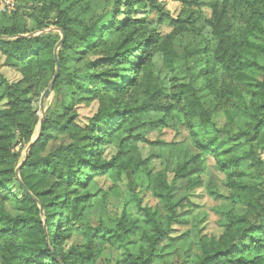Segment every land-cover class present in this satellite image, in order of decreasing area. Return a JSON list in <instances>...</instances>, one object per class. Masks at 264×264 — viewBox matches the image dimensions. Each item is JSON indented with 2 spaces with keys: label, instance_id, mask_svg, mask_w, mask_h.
<instances>
[{
  "label": "trees",
  "instance_id": "1",
  "mask_svg": "<svg viewBox=\"0 0 264 264\" xmlns=\"http://www.w3.org/2000/svg\"><path fill=\"white\" fill-rule=\"evenodd\" d=\"M140 1L105 0L106 3L111 2L110 10L98 14L95 7H92L90 2L85 3L84 0H80L81 3L77 0H70L68 3L66 0H44L41 8H46L47 14L53 13L52 19L45 21L46 25L54 24L64 36L57 50L60 68L52 89L57 90L65 77L63 68L66 59L61 49L75 44L82 51L75 53L74 58L87 56V66H90L87 70L98 64L104 67L92 72L87 71L86 80L89 85L82 87L86 95L79 98L96 100L99 107L89 118L86 126L90 137L87 144L79 142L82 140L79 134L80 138L77 142L56 151L45 163L27 159L20 166L21 180L15 178L9 150L4 142H0V264H98L99 253L108 239L98 231L85 232L86 236H84L81 230L80 233L85 241L66 249L65 241L69 233L67 234L63 229L61 215L54 219V229L49 236L42 225L32 194L37 197L41 183L49 174L57 175V178L61 179L62 188H66L65 185L72 182L80 183V174L85 170L101 173L115 165V160L116 165L123 169L138 165L139 160H133L131 157L124 160L120 156L127 151L125 140L129 136L145 143H160V141H149L141 134L126 136L127 120L133 118L140 107H132L123 100L128 90L134 88L139 79L142 81L146 79L154 65L151 56H154L155 39L152 38L151 33L134 24L129 17L132 8ZM146 1L157 8L156 0ZM209 5L211 18L207 23L211 28L212 37L205 47L207 55L201 57L197 63L198 73L193 80H183L181 72H178L180 59L177 55H173V58L177 59H172L176 61L172 65L176 70L174 92L168 93V88L158 71L156 83L151 88L150 94L153 96L154 93V97L160 96L165 100V105L163 104L165 119L158 122L168 125L170 121L177 120L178 123L184 124L189 129L198 150L195 159L201 160L203 156H212L218 168L226 176V184L230 189L229 198L233 203L243 206L240 214L234 211L223 213L221 217L223 231L218 237L198 235L195 240V255L187 262H190L189 264H264V179L256 182L235 176V170L238 168L239 170L252 168L256 171V176L262 175L264 178V160L260 159L254 150L257 145L264 144V0H211ZM119 8L124 9L126 21L118 43L111 48V51L90 59L88 54L98 53L101 41L108 31V25L113 22V18L109 16L110 12ZM178 22H184V19ZM0 36H2L0 51L5 56V60L19 69L22 75L21 80L14 84H9L0 76V96L9 99L8 105L0 108V132L6 137V133L21 128L30 111L28 100L23 97L27 91L21 84L30 86L34 77L30 75V69L36 70V78L44 68L52 71L56 61L51 50L58 41L50 34L33 35L15 28L0 31ZM160 51L158 47L156 53L159 54ZM135 53H138L136 60L132 59V71H135V76L117 75L115 80L110 79L109 66L123 64L122 66L126 67L128 57ZM187 68L191 69V67ZM244 69L250 73L253 96L250 106H246L241 99H236L233 94H226L225 83H219L217 79L220 71L231 75L242 74ZM198 79L200 86L197 89ZM230 102L240 105L243 114L247 117L249 125L243 132L232 134L227 129L216 127L211 121L213 113L223 111ZM65 111L68 117L66 121H61L63 123L59 122L60 127L72 131L71 124L76 113L72 110V106L65 107ZM56 112L57 106L49 109L45 120L59 121ZM42 129H45V125L42 128L41 123V132L30 150L40 139ZM72 133L77 134L76 131ZM240 137L242 139L237 141ZM102 142H115L119 147L109 161L100 159L95 152L96 144ZM238 145L244 148L241 154L235 151ZM223 154L228 156L223 158ZM187 164L188 162H185L178 167L171 184L166 183L164 172L155 174L152 190L164 204L166 218H162L149 208L140 207L146 224L145 246L137 251L126 248L123 258L117 264H160L166 256L162 251L165 242L181 240L180 237H170L168 229L179 217L177 208L185 206L183 202L185 197L178 193L174 185L175 179H184L190 174V172L186 173ZM12 181H15L23 192L22 197L14 198L17 207L20 210L33 207L35 213L22 212L13 215L5 210L4 200L9 197L8 186H11ZM188 181L189 187L199 184L198 179ZM206 189L210 195L216 198L219 196L209 182L206 184ZM50 202L49 206H59L55 214L68 209L64 201H55L54 197Z\"/></svg>",
  "mask_w": 264,
  "mask_h": 264
},
{
  "label": "rangeland",
  "instance_id": "2",
  "mask_svg": "<svg viewBox=\"0 0 264 264\" xmlns=\"http://www.w3.org/2000/svg\"><path fill=\"white\" fill-rule=\"evenodd\" d=\"M69 1L66 0L67 3ZM84 1L85 3L86 1L90 2L98 14L110 10L111 2L106 3L105 0ZM199 1V3L191 1L186 3L185 0H156L158 6L155 8L148 1L141 0L130 11L129 17L134 24L152 34V38L155 39V47L153 48L154 56H151L154 63L151 73L143 81L139 79L135 87L128 90L123 100L132 107H140L139 112L127 120L129 131L127 130L126 136L141 134L149 141H160V143H145L129 136L125 140L127 151L121 153L120 156L124 160L128 157L139 160L138 165L127 166L123 169L116 165L115 160V165L101 173L85 170L80 174V183L72 182L65 185L66 188H62L61 179L57 178V175L49 174L41 183L42 186L38 190L37 197L31 193L36 202L42 225L49 236L54 229V219L61 215L63 229L67 231V234L69 233V237L65 241L66 249L85 241L80 233L81 230L84 236L86 233L98 231L108 239V242L101 248L97 259L98 264H117L123 258L126 248L137 251L145 246L146 224L140 207L149 208L162 218H166L167 212L164 204L152 190L157 172H164L168 184L173 182L175 171L183 163L188 162L186 173L190 172L184 179H175L174 186L178 193L185 197L183 200L185 206L177 208L179 217L171 223L168 229L170 237H180L181 240L165 242L162 251L166 256L160 264H169L170 262L189 264L190 262L187 261L193 259L195 255V240L198 235L218 237L223 231L221 221L223 213L234 211L240 214L243 211L241 204L233 203L229 198L230 189L226 184V176L218 168L215 159L209 155L203 156L201 160L200 158L195 159L198 150L189 129L184 124L178 123L177 120L170 121L168 125L158 122L165 119L163 116L165 100L160 96L154 97V93L153 96L150 94L151 88L156 83L158 71L168 88V93L174 92L176 70L172 65L176 62L173 60L177 59L173 58V55H177L180 59L178 62H181V65L178 72H181L183 80H193L195 74L198 73L197 63L201 57L207 55L205 47L212 37L211 28L207 23L211 18L209 5L211 0ZM43 2L44 0H0V31L15 28L33 35L45 33L59 41L61 33L56 29V26L54 24L46 25L45 21L52 19L53 13L47 14L46 8H41ZM77 2L81 3L80 0ZM109 16L113 18V22L108 25V31L101 41L98 53L88 54L90 59H95L99 54L111 51V48L118 43L126 21L124 9L119 8L112 11ZM177 19H184V22H178ZM158 47L161 49L159 54L156 53ZM61 50L66 59L63 68L65 72L63 83L57 90L52 89L51 79L55 73V65L52 71L46 68L40 70L38 78L35 75L37 74L36 70L30 69V75H34V81L31 80L30 86L21 84L27 91L23 97L28 100L30 111H28L21 128L12 133H6V137L2 136V132H0V142H4L9 150L16 179L21 180L20 169L18 177H16V168L27 159L45 163L49 156L56 151L70 143L77 142L80 135L82 136L80 143L85 145L90 141L86 126L99 105L96 100L88 101L79 98L86 95L82 87L89 85L86 74L104 67L98 64V66L94 65L92 69L87 70L90 67L87 66V56L80 59L74 58L75 53L81 50L75 44ZM51 52L54 53V48ZM137 55L138 53H135L128 57L126 67L122 66L123 64L109 66L110 79L115 80L117 75L134 77L132 61L136 60ZM187 67H191V69ZM249 74V71L246 72L245 69L242 70V74L231 75L220 71L217 74V79L219 83H225L224 92L226 94L230 95L231 93L236 99L244 101L246 106H250L253 96ZM0 76L9 84L18 83L22 78L19 69L7 62L1 51ZM148 78L153 81H149ZM77 84L81 87L79 88ZM196 84L198 89L199 79ZM48 87L50 95L47 98H42L44 90ZM8 100L6 96L2 95L0 108L6 107ZM231 101H233L232 98ZM54 106H57L56 113L59 121L48 122L45 117L48 110ZM70 106L76 113L71 126L72 131H76L77 134L62 129L59 124L63 120L66 121L68 114L65 107ZM40 120L42 128L45 125V129H42L40 139L25 157L27 146L38 135L41 126ZM211 121L216 127L227 129L232 134L243 132L249 125L240 105L234 104V102L225 106L223 111L214 112ZM241 139L242 137L237 141ZM96 145L95 152L100 159L105 161H109L119 149L115 142H102ZM254 150L256 155L264 160V144L257 145ZM235 151L241 154L244 148L238 145ZM227 156L228 154L222 155L223 158ZM255 172L252 168L240 170L238 168L235 170V176L261 182L264 179L263 176H256ZM191 179H198L199 184L189 187L188 180ZM207 182L219 194L217 198L208 193ZM9 187V197L4 200L5 210L13 215L22 212L35 213L33 207L20 210L15 204L14 198L22 197L23 192L17 187L15 181H12ZM53 197L55 201H64V205L68 209L55 214L59 206H49Z\"/></svg>",
  "mask_w": 264,
  "mask_h": 264
},
{
  "label": "water",
  "instance_id": "3",
  "mask_svg": "<svg viewBox=\"0 0 264 264\" xmlns=\"http://www.w3.org/2000/svg\"><path fill=\"white\" fill-rule=\"evenodd\" d=\"M42 31H43V30H42ZM20 36H25V35H20ZM1 37H2V36H0V38H1ZM63 37H64V36H63V33L61 32V39L56 43V45H55V47H54V59H55V61H56V65H55V73H54V75H53V77H52V79H51V82H52V83H53L54 79L56 78V76H57V74H58V72H59V68H60V63H59V61H58V59H57V49L59 48L60 43H61ZM49 95H50V88L48 87V88H46V89L44 90V92H43V94H42V98H47ZM40 124H41V120H40ZM40 132H41V126L39 127L38 135L40 134ZM38 135H37V137H38ZM37 137H35V139H33V140L29 143V145L27 146V148H26V150H25V157L27 156V154H28L30 148H31L32 145L34 144V142H35V140H36ZM20 166H21V164L18 165V167L16 168V171H15L16 177H18V171H19V169H20ZM25 191H26V189H25Z\"/></svg>",
  "mask_w": 264,
  "mask_h": 264
}]
</instances>
